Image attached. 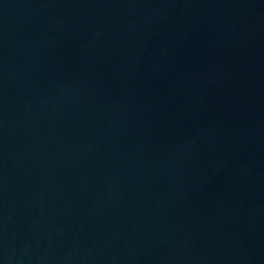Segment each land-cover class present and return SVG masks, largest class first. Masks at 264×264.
I'll use <instances>...</instances> for the list:
<instances>
[{
    "label": "water",
    "instance_id": "1",
    "mask_svg": "<svg viewBox=\"0 0 264 264\" xmlns=\"http://www.w3.org/2000/svg\"><path fill=\"white\" fill-rule=\"evenodd\" d=\"M0 264H264V0H0Z\"/></svg>",
    "mask_w": 264,
    "mask_h": 264
}]
</instances>
